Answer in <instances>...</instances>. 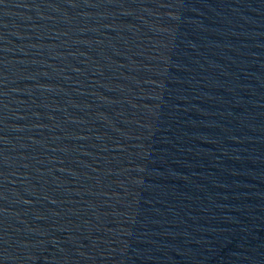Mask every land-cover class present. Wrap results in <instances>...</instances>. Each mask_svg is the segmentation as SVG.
Wrapping results in <instances>:
<instances>
[{"label": "water", "instance_id": "water-1", "mask_svg": "<svg viewBox=\"0 0 264 264\" xmlns=\"http://www.w3.org/2000/svg\"><path fill=\"white\" fill-rule=\"evenodd\" d=\"M0 264H264V0H0Z\"/></svg>", "mask_w": 264, "mask_h": 264}]
</instances>
